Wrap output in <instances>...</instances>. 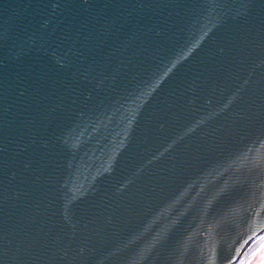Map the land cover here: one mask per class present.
<instances>
[{
    "label": "water",
    "instance_id": "1",
    "mask_svg": "<svg viewBox=\"0 0 264 264\" xmlns=\"http://www.w3.org/2000/svg\"><path fill=\"white\" fill-rule=\"evenodd\" d=\"M263 243L264 0H0V264Z\"/></svg>",
    "mask_w": 264,
    "mask_h": 264
},
{
    "label": "rangeland",
    "instance_id": "2",
    "mask_svg": "<svg viewBox=\"0 0 264 264\" xmlns=\"http://www.w3.org/2000/svg\"><path fill=\"white\" fill-rule=\"evenodd\" d=\"M250 264H264V243L253 254Z\"/></svg>",
    "mask_w": 264,
    "mask_h": 264
}]
</instances>
